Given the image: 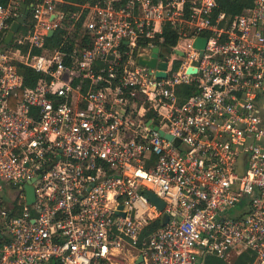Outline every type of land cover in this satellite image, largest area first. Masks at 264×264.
Listing matches in <instances>:
<instances>
[{
	"label": "built area",
	"instance_id": "1",
	"mask_svg": "<svg viewBox=\"0 0 264 264\" xmlns=\"http://www.w3.org/2000/svg\"><path fill=\"white\" fill-rule=\"evenodd\" d=\"M218 1L0 4V264H264V0Z\"/></svg>",
	"mask_w": 264,
	"mask_h": 264
},
{
	"label": "trees",
	"instance_id": "2",
	"mask_svg": "<svg viewBox=\"0 0 264 264\" xmlns=\"http://www.w3.org/2000/svg\"><path fill=\"white\" fill-rule=\"evenodd\" d=\"M91 0H63V4L61 7L65 11H72L76 10L79 5H83ZM8 0H0V4L5 5ZM251 5L250 0H219L218 7L216 8L215 12L224 13L227 17H233L235 15L241 14L246 8H249ZM22 28V27H21ZM22 30L26 31V29ZM164 41L163 45L166 48H170L174 46L178 40V34L175 30L170 31L166 29L164 31ZM56 42L57 39H50L48 40V45L50 43ZM19 72L23 76V82L25 86L31 87L33 86L36 74L32 72L31 69L26 68L22 65H18ZM195 89L192 87H182L183 96H189L192 93H195ZM251 256L247 253H242L240 255L231 257L227 261H223L219 258L209 256L205 259V264H251Z\"/></svg>",
	"mask_w": 264,
	"mask_h": 264
},
{
	"label": "water",
	"instance_id": "3",
	"mask_svg": "<svg viewBox=\"0 0 264 264\" xmlns=\"http://www.w3.org/2000/svg\"><path fill=\"white\" fill-rule=\"evenodd\" d=\"M27 13H28V9L25 7L24 4H22L21 5V15L18 18H16L15 21L12 22L11 27H10V31L7 33V35L5 37V42L6 43H9L11 41V39L13 38L14 33L17 32L20 24L23 23L26 15H27ZM52 34H53V31H49L47 36L48 37H51ZM205 44H206V38H204V37H197L195 39L193 45H194L195 48L202 50L205 47ZM157 51H158L157 48H154L153 49V55H152L153 58L151 60H149V61L140 60V62L142 64H146V65H148L150 67H153L155 65V62H156ZM166 52L169 53L170 50L169 49H166ZM176 52L179 55H183V53L181 51H176ZM166 65H167L166 61H163V62H161L159 64V66L161 68H163V69L166 68ZM189 71H191V70H189ZM157 76L164 77L165 76V73L158 72L157 73ZM154 127H155V129H157V126L156 125ZM159 132L165 138L171 139L170 135L163 133V131H159ZM26 191H27V202L28 203H31L33 201V198H34L33 197L32 188L30 186H27L26 187ZM145 195L147 196L148 200L151 201L153 204H155L159 209H163L164 203L159 198H157L151 191L146 190L145 191ZM164 221L165 222L167 221V216H165ZM141 260H142V257L140 256L138 258V261H141Z\"/></svg>",
	"mask_w": 264,
	"mask_h": 264
},
{
	"label": "rangeland",
	"instance_id": "4",
	"mask_svg": "<svg viewBox=\"0 0 264 264\" xmlns=\"http://www.w3.org/2000/svg\"><path fill=\"white\" fill-rule=\"evenodd\" d=\"M234 257V256H233Z\"/></svg>",
	"mask_w": 264,
	"mask_h": 264
}]
</instances>
